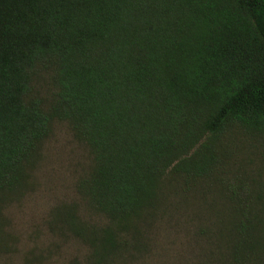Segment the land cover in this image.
<instances>
[{
  "label": "trees",
  "instance_id": "trees-1",
  "mask_svg": "<svg viewBox=\"0 0 264 264\" xmlns=\"http://www.w3.org/2000/svg\"><path fill=\"white\" fill-rule=\"evenodd\" d=\"M39 68L56 87L48 109ZM53 119L91 149L80 187L107 223L86 237L108 256L168 170L207 175L228 129L264 135V0H0V255L2 205L27 186ZM235 203L232 262L264 264Z\"/></svg>",
  "mask_w": 264,
  "mask_h": 264
},
{
  "label": "rangeland",
  "instance_id": "rangeland-1",
  "mask_svg": "<svg viewBox=\"0 0 264 264\" xmlns=\"http://www.w3.org/2000/svg\"><path fill=\"white\" fill-rule=\"evenodd\" d=\"M36 77L33 92L48 109L56 91L52 72L39 68ZM215 149L217 162L207 175L168 170L157 205L122 233L118 248L93 257L86 230L107 223L80 187L93 169V154L67 120L53 119L27 186L2 205L9 252L0 255V264H234L232 243L240 217L234 202L247 210L255 247L261 250L264 135L234 127L221 135ZM76 224L83 225V234ZM258 262L242 259V264Z\"/></svg>",
  "mask_w": 264,
  "mask_h": 264
}]
</instances>
